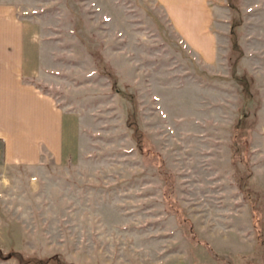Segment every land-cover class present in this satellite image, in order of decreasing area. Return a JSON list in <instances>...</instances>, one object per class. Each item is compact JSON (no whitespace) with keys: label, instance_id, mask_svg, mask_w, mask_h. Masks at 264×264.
<instances>
[{"label":"rangeland","instance_id":"1","mask_svg":"<svg viewBox=\"0 0 264 264\" xmlns=\"http://www.w3.org/2000/svg\"><path fill=\"white\" fill-rule=\"evenodd\" d=\"M35 1L64 154L0 155V264H264V0Z\"/></svg>","mask_w":264,"mask_h":264},{"label":"crops","instance_id":"2","mask_svg":"<svg viewBox=\"0 0 264 264\" xmlns=\"http://www.w3.org/2000/svg\"><path fill=\"white\" fill-rule=\"evenodd\" d=\"M34 3L0 0V155L10 165H38L44 151L55 161L64 154L65 111L40 87L54 54L32 19L19 13Z\"/></svg>","mask_w":264,"mask_h":264},{"label":"trees","instance_id":"3","mask_svg":"<svg viewBox=\"0 0 264 264\" xmlns=\"http://www.w3.org/2000/svg\"><path fill=\"white\" fill-rule=\"evenodd\" d=\"M238 0H227V5L232 7ZM39 264H66L61 260L57 259V257L47 258L44 260H36Z\"/></svg>","mask_w":264,"mask_h":264}]
</instances>
